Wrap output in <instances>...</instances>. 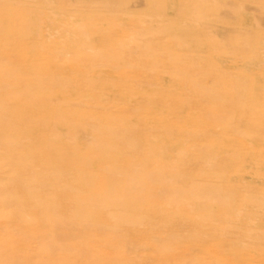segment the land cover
Here are the masks:
<instances>
[{
    "label": "rangeland",
    "instance_id": "374dc122",
    "mask_svg": "<svg viewBox=\"0 0 264 264\" xmlns=\"http://www.w3.org/2000/svg\"><path fill=\"white\" fill-rule=\"evenodd\" d=\"M0 264H264V0H0Z\"/></svg>",
    "mask_w": 264,
    "mask_h": 264
}]
</instances>
